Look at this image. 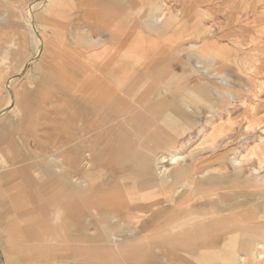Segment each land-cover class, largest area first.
Wrapping results in <instances>:
<instances>
[{
	"label": "crops",
	"instance_id": "1",
	"mask_svg": "<svg viewBox=\"0 0 264 264\" xmlns=\"http://www.w3.org/2000/svg\"><path fill=\"white\" fill-rule=\"evenodd\" d=\"M108 1L118 11H122L127 4L125 0ZM42 3L40 0L30 7ZM134 4V1L130 2L133 10L139 8L140 18H128L132 22L129 27L119 25L118 22L117 28L110 34V42L98 32L100 28L76 23L75 18L71 20L67 31L66 67L75 80L80 82L79 86H46L44 83L33 86L32 73L28 72L25 78L26 84L30 85H18L23 88V92L15 85L13 97H6V103L9 106L13 104L10 110L12 114L0 116V219L3 223L0 230L2 229V235L5 234L0 244L3 242L6 264H43L51 261L55 264H162L168 259L174 260L176 264L238 262L226 258L225 248L207 246L179 251L176 248L153 250L136 244H123L111 250V247L100 244L110 234L95 227L94 223L86 228L76 213L82 202V195L79 194L81 184L71 185V171L75 178H80L85 170L83 164H91L94 170L91 174L92 184L98 187L97 171L102 178L103 156L110 142H127V147L122 150L116 147L110 149L112 154L127 155L126 159L134 157L136 141L145 135L148 140L146 144L151 147V141H154V147L165 152L167 145L161 141L170 129L168 124L173 121L171 117L181 113L186 119L189 116L197 122L198 118L195 119V116L199 117L197 110L201 95L199 86H210L214 81L209 75L214 69L209 65L210 55L206 52L201 54L200 51V42L214 37L204 23L197 21L199 26L196 27L199 28L196 31L201 33L197 40L179 43L175 47L176 53L186 51L184 58L188 60L187 64L194 73L192 79L184 80L186 82L183 83L177 75L180 67L172 62L177 57L166 60L169 53L163 52V59L152 58L150 65H143L137 71L133 84L142 86H104L103 78L119 73L123 66H115L117 61L109 58V61L102 63L103 53L96 50L102 47L103 50L110 49L120 57L131 54L137 47L134 35L138 20H141L140 25L143 24L152 32L165 35L174 32L176 34H173V39L178 40L177 42L182 39L181 33H178L176 15L167 10L164 0H143L139 6ZM31 9L26 11V20L30 25ZM40 40L42 49L39 48ZM40 40L36 37L34 53L38 55L43 52L46 55L50 52L51 41L45 35ZM12 44L11 39L3 52L2 60L7 57L8 48ZM93 63H97L98 68L90 72ZM210 64L214 66L215 62ZM201 66L207 68L205 73H200ZM22 68L24 67L19 69L21 73ZM87 71L91 78L82 77ZM202 75L208 76L207 79L201 78ZM17 78L18 76L11 78L10 82H15ZM83 81L90 85L99 84L81 86ZM30 96H34L32 103L28 100ZM51 104L58 107L54 108ZM140 106L150 107L149 115L164 123L160 127L163 135L160 136L159 143H156L155 138L158 130L146 131L147 120L135 116V108ZM192 107L197 109L191 112L189 109ZM129 112L132 113L131 117ZM180 120L184 122V127L177 129L192 128L191 125L186 127L188 123L185 119ZM57 127H60L62 134L55 136L51 132ZM39 131L48 133L40 135ZM72 186L75 188L73 192ZM71 193L79 196L76 200L77 208L74 209L71 206ZM110 250L120 254L122 258L108 259ZM234 250L237 251L235 256L242 254V249L237 247Z\"/></svg>",
	"mask_w": 264,
	"mask_h": 264
},
{
	"label": "rangeland",
	"instance_id": "2",
	"mask_svg": "<svg viewBox=\"0 0 264 264\" xmlns=\"http://www.w3.org/2000/svg\"><path fill=\"white\" fill-rule=\"evenodd\" d=\"M37 1L40 0H0V84L2 85L0 87V116L6 117L12 114L10 110L13 104L9 106L6 103V97L7 95L13 97L15 85L21 89L18 85L26 84L25 77L28 72L32 73L33 86H40L42 83L46 86H79L80 82L75 80L66 67L67 31L72 19L75 18L76 23L100 28L98 32L110 42V34L119 23V25L129 27L132 22L128 18H140L139 8L133 10L130 2L134 1L137 6L143 3V0H125L128 5L125 4L122 11H118L108 0H42V4L31 9L32 18L29 23L31 22L32 26L26 20L28 18L26 11ZM164 1L167 10L174 16L176 15L175 20L179 25L178 33L182 36L181 41L177 42L178 40L173 39V34H176L174 32L166 35L152 32L143 24L140 25L141 20H138L139 25L137 24V32L134 35L137 47L131 54L120 57L117 52L112 53L110 49L103 50L102 47L96 50L103 53L102 63L115 59L117 61L115 66L119 64L123 66L119 73L103 78L104 86H142L133 84L138 74L137 71L143 65H150L153 62L151 60L156 57L163 59L165 56L163 52L169 53L166 60L170 61L171 58L177 57L172 62L180 67L177 75L183 83L192 79L194 73L190 70L191 66L187 64L188 60L184 58L186 51L176 53L175 47L179 43L195 42L201 34L196 31L199 28L196 27L199 26L196 22L205 24V28L214 38L202 40L200 51L201 54L206 52L210 55L209 65L214 69L209 75L214 81L210 86H199L201 92L200 106L197 110L199 117L194 113L198 121H194L188 115L186 119V116L178 113L171 117L173 121L168 124L169 127L173 126V132L167 130L169 135L173 133L176 135H172L174 137L168 144L169 146L167 145V150L179 147V151L186 156L184 166L194 164L199 174L203 175V180L201 179L198 186H194L193 191L190 186L185 187L180 184L177 189H170L167 195L172 191L177 192L176 195L181 197L180 207L184 210L196 211L194 214L199 215L201 220L185 224L183 229H177L176 235L172 236L178 237L180 234V239L192 238L198 234L193 230H200L206 233L205 235L199 234L198 237L202 240L228 233L238 241L229 245L230 247L225 249L224 254L228 256L226 258L238 260L248 251L242 241L252 234L245 233L248 226L253 230L254 236L251 237L262 242L264 247V0ZM44 35L51 41L50 52L46 55L43 52L37 55L34 53L35 45H37L35 39L37 37L40 40L44 38ZM11 39L13 44L7 47L9 53L2 60L3 52ZM40 42L39 48L42 49V42L41 44ZM213 61L214 66L210 64ZM21 67H24L22 73L19 70ZM94 68H98L97 63L92 64L90 72ZM16 76L18 78L15 82H10V79ZM82 77L91 78L88 71L82 74ZM207 77L202 75L201 78L207 79ZM95 84L99 83L90 85L87 81H83L81 86H94ZM29 85L26 84V86ZM215 88L229 93L224 95L225 105L220 104L221 99L217 96L215 98L212 94ZM230 93L233 98L229 96ZM33 97L28 98L30 103L34 100ZM51 106L58 107L54 104ZM150 109V107H136L135 116L144 121L147 120L145 122L146 131L161 130L160 127L164 123L150 116ZM196 109L192 107L189 110L193 112ZM128 114L132 116L131 112ZM180 119H185L188 123L186 127L191 125L192 128L177 129L184 127V122ZM206 119L212 121L208 123ZM58 123L59 121L55 124ZM38 133L45 135L48 132L39 131ZM51 134L58 136L62 134V131L60 127H57ZM175 140L180 143H175ZM147 142L146 135L137 139L136 155L153 159V153L159 151V148H155L153 144L150 147L146 144ZM175 145L177 146L174 148ZM232 160H237L238 163L232 164ZM214 175L215 180H210ZM186 188H188L187 193ZM144 190L145 195L150 197L166 194L156 188ZM189 215L190 213L183 217L187 218ZM0 227H3L1 219ZM1 230L0 241L5 236V234L2 235ZM170 236V233L163 235V237ZM2 243L0 244V259L2 264H6ZM118 247H111V250ZM196 247L205 246H191L181 250H191ZM237 247L242 249V254L238 257L235 256L237 251L234 250ZM111 250L107 255L108 259L122 258L120 254ZM43 264H55V262ZM162 264L176 263L168 259ZM244 264H251V262L246 260ZM258 264H264V258Z\"/></svg>",
	"mask_w": 264,
	"mask_h": 264
},
{
	"label": "bare ground",
	"instance_id": "3",
	"mask_svg": "<svg viewBox=\"0 0 264 264\" xmlns=\"http://www.w3.org/2000/svg\"><path fill=\"white\" fill-rule=\"evenodd\" d=\"M31 8L29 7V9ZM206 70L205 66H201L200 73H205ZM227 86L230 85L227 84ZM212 94L215 98L217 96V98L221 99L220 104L225 105L224 95H228V92H223V90L221 92V89L215 88ZM229 96L233 98L231 93ZM211 121V119H206L208 123ZM172 129L173 126L171 125L169 130L173 131ZM157 132L158 134L155 138H157L156 143H159L161 141L160 136L163 133L160 130ZM172 139V135L166 133L161 143L164 142L168 145ZM71 140L73 141V139ZM151 142L152 144L155 143L154 141ZM174 142L180 143L177 140ZM127 145V142L117 144L110 142L106 146L105 156H103L104 171L102 172V178L99 175V171H97L96 180L98 187L92 184L91 174L94 170H92L91 164H83L85 170H83V176L80 178H75L74 172H70L72 176L71 185L81 184V192L79 194L82 195L80 196V201L82 202L77 209L78 212H76L81 217V224L88 228L91 223H94L95 227L110 234L102 240L101 245L114 247L123 244H136L143 247L150 246L151 248L162 249L169 247L177 250L203 245L205 247L227 249L230 247L229 245H233L238 241L237 238L233 239L228 233L200 240L199 234H206L204 231L200 232V230H193V232L198 234L192 238L180 239V234H178V237L172 236L176 235L177 229H183L185 224L193 223L197 220L200 221L201 218H199V215L194 214L196 211L192 212L180 207V195H176L177 192L174 193V191L167 195L169 190L177 189L181 184V186L185 187L190 186L193 191L194 186H198L201 179L203 180V175L199 174V171L193 166L194 164L192 166H184L186 156L179 151V147L173 150H165V152H161L159 149L157 153H153V159L139 157L136 154H134V157L126 159L127 155L123 153L112 154L110 151L112 147L122 150ZM231 163L238 162L237 160H232ZM215 175L210 180H215ZM208 176L210 178V175ZM73 186L71 187L72 192L75 189ZM151 188L159 189V191H164L166 194L159 197L145 195L144 189ZM187 192L188 188H186ZM78 197L77 193H71V206L73 209L74 207L77 208L76 200L79 199ZM189 213L190 215L187 218L183 217ZM169 233L171 234L170 237H163V235H169ZM245 233H252L242 240L248 251L238 258L237 264H244L246 260L250 261L251 264H258L264 258L262 242L260 243L257 239L251 237L254 236L251 227L248 226ZM252 245L253 247H251Z\"/></svg>",
	"mask_w": 264,
	"mask_h": 264
},
{
	"label": "built area",
	"instance_id": "4",
	"mask_svg": "<svg viewBox=\"0 0 264 264\" xmlns=\"http://www.w3.org/2000/svg\"><path fill=\"white\" fill-rule=\"evenodd\" d=\"M0 264H2L1 259H0Z\"/></svg>",
	"mask_w": 264,
	"mask_h": 264
}]
</instances>
